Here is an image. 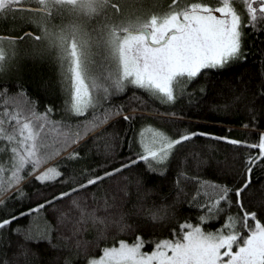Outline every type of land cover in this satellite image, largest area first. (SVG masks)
<instances>
[{"label":"snow or ice","instance_id":"1","mask_svg":"<svg viewBox=\"0 0 264 264\" xmlns=\"http://www.w3.org/2000/svg\"><path fill=\"white\" fill-rule=\"evenodd\" d=\"M94 4L95 0H82L86 9ZM114 7L119 10L120 5ZM261 33L264 0H241L239 5L235 0H192L184 5L171 0L160 15L151 5L140 3L130 10L126 22L101 23L103 40L97 50L88 45L81 48L75 39L65 49L66 37H59L57 63L63 82L59 105L46 101L40 91H31L19 73L0 76V208L5 213L0 218V264H45L41 242L58 252L85 249L89 242L79 235L83 225H73L66 234L64 224L67 218L83 220L89 186L103 185L107 179L114 184L107 189L112 207L123 208L130 185L152 191L175 171L178 149L196 137L230 143L236 151L249 149L239 164L227 170L213 167L210 156L198 157L197 175H184L198 185L189 203L200 211V221L215 220L217 226L207 231L201 223L184 220L170 234L172 238L152 240L151 251H142L147 241L137 235L131 244L120 240L118 246L104 247L87 264H264V222L258 218L264 205L253 210L251 201L245 202L254 167H264V130L248 141L199 129L172 132L144 126L145 111L159 113L158 107L148 109L149 104L175 109L183 99L177 96V84L195 83L206 76L200 87L202 98L217 94L213 78L246 62L245 39ZM26 35L41 39L30 30L17 39ZM4 56L0 49V58ZM11 56L15 58V49ZM225 83L230 86V103H243L248 110L245 125L264 128V80L251 100L242 77L237 80L233 74ZM49 129L57 135L48 136ZM208 174L215 179H202ZM25 182L36 185L26 204ZM17 204L23 207H14ZM92 215L106 223L112 214L96 216L93 211ZM22 217L32 218L29 226L13 228ZM57 235L64 243H53ZM70 257L71 252L64 264H71Z\"/></svg>","mask_w":264,"mask_h":264},{"label":"trees","instance_id":"2","mask_svg":"<svg viewBox=\"0 0 264 264\" xmlns=\"http://www.w3.org/2000/svg\"><path fill=\"white\" fill-rule=\"evenodd\" d=\"M146 1L143 0L141 3L147 4ZM190 2L192 0H178L181 5ZM215 2L217 0H213V3ZM235 3L239 5L241 0H235ZM11 4L20 5V2H8L7 5L0 8V39L6 37L16 39V56L14 59L12 57L8 59V50L4 46L5 43L2 44L6 53L4 57L0 58V76L6 75L9 71L19 73L31 91H40V95L46 101L59 105L63 98V82L59 74L57 55L51 51L47 53L34 52L38 46L32 43L34 39L29 35H26L22 40L17 39L22 33L29 30L38 33V29L33 27L32 23L24 24V19L16 16L18 10H11ZM170 5L171 0H160L156 3V13L158 15L163 14L169 9ZM41 9L40 14L42 17L53 23V27L56 26L61 30L78 26L80 23L83 24L86 28L85 35L91 38L89 46L93 50H97L103 40L100 35L101 23L126 22L129 17V15L121 17L116 13V8L111 7L109 11L103 12L101 16H92L81 22L79 17L76 18L74 10L68 6H63V3H56ZM153 10L155 9L153 8ZM97 30H99L98 34H96ZM245 47L248 49L246 62H238V66L232 68L230 72L213 78L217 84V94L210 92L206 98H202L204 94L200 91V87L206 82V76H201L195 83L177 84L175 91L178 97L183 95V99L179 100L175 109L159 103L149 104L148 109L158 107L159 113L145 111L144 115L147 119L144 126L151 124L154 127H161L172 132L185 128L192 131L199 129L236 139L256 140V134L264 128L254 129L245 125L244 122L248 119V110L243 103L239 105L230 103L232 99L229 94L230 86L225 83L226 78H232L233 74L237 80L242 77L244 81L248 82L249 88L245 95L248 100H251L252 92L258 89L261 81L264 80V33L259 36L249 35L245 39ZM45 85H47V91L43 90ZM220 86H223L222 94L219 93ZM169 111L183 113V115H165ZM160 116L164 118L160 119ZM177 120L180 122L174 124L173 121ZM47 135L55 137L57 131L49 129ZM210 145H215V147H210ZM124 148H127V144L124 145ZM235 149L236 146L227 142L209 140L205 137L194 138L190 143H186L178 149V154L173 160L175 171L158 182L152 191L149 192L143 188L137 189L134 184L130 185L123 208L112 207L111 194L107 189L114 187V184L110 185L107 179H105L103 185L89 186V199L86 202L87 208L83 220L77 222L76 218H67L64 224L66 234L70 232L73 225L79 227L82 224L83 231L79 235L80 238L89 242L87 247L85 249L64 248L58 252L56 249L46 246L45 242H41L42 251L46 253L41 259L45 261V264L48 261H53L55 264H64L65 258H68L69 252H71V264H87L89 259L101 255L104 247L116 246L120 240H125L131 244L135 241L137 235H142L147 241L142 251L148 252L152 250V240L172 238L170 234L178 231L184 220H188L192 224L201 223L204 230L211 231L213 227L217 226L216 221H200V211L194 204L189 203L193 199L198 185H193L190 180H185L184 175L186 174L188 177L197 175L198 157L207 159L210 156L213 167L226 170L229 167H234L239 164L240 156L249 151L246 148H241L239 151ZM92 166L94 167V165ZM176 171H180L182 175L177 177ZM200 171H203V167ZM75 178L74 176L73 179ZM202 179L212 180L215 179V176L208 174L202 176ZM252 181L250 188L245 192V202L251 201L253 210H255V208L264 205V167H254ZM35 188L36 185L34 184L24 183L22 193L25 204L28 197L32 196ZM9 204L11 205V201H9ZM14 207L22 208L23 204H17ZM93 211H95L96 216H103L107 213L112 215L105 223L95 219L92 215ZM235 211L236 209L233 208V212ZM153 213H155V217ZM4 215L3 209L0 208V218H4ZM45 218L52 219L51 217ZM258 218H261L264 222V213H261ZM31 219V217L19 218L13 223L12 227L27 228ZM117 221H120V223H116ZM122 225H128L130 228H124ZM53 243L62 244L64 242L57 235Z\"/></svg>","mask_w":264,"mask_h":264},{"label":"rangeland","instance_id":"3","mask_svg":"<svg viewBox=\"0 0 264 264\" xmlns=\"http://www.w3.org/2000/svg\"><path fill=\"white\" fill-rule=\"evenodd\" d=\"M20 2L21 6L24 7H31L36 6L37 8H42L45 6L50 7L53 4H62L65 7H69L74 10V13H76V18H80L81 22H84L85 20H88L92 16H101L103 12L109 11L111 7H114L115 5H120L119 10H117L116 7V13L120 15L121 17H124L126 15L130 14V10L138 6L141 1L143 0H95V4L92 8H84L82 7V0H0V8L7 5L8 2ZM160 0H147L146 3L148 5H151L155 10H153L155 13L156 11V3ZM145 4V3H144ZM14 5V4H11ZM34 6V7H35ZM80 8V9H79ZM76 11V12H75ZM124 11V12H123ZM41 11H32V10H18L16 12V16H19L24 19L25 23H32V26L38 29V33L41 36V39L34 40L32 42L38 48L34 50L38 52H45L51 51L53 54L57 55V58H59L61 53V44L59 37L61 35H64L66 39L63 42V47L67 49V47L71 46L73 39H75V42L77 45H79L81 48H84L86 45L89 46L91 38L87 37L85 35V27L81 23L78 24V26H72L69 27L66 30H61L57 28L56 26L53 27V23H50L49 21H46L42 15L40 14ZM127 13V14H126ZM157 14V13H156ZM99 30L96 31V34H98ZM33 33V32H32ZM31 36V35H29ZM32 37V36H31ZM8 50V59L11 58V52L13 49H17L16 46V39L14 37H6L0 39V49L4 50L2 44H4ZM6 53V51L4 50ZM37 53V52H36ZM119 245V244H118ZM116 245V246H118ZM100 256V255H99ZM98 256V257H99ZM95 257V258H98ZM94 259V258H92Z\"/></svg>","mask_w":264,"mask_h":264},{"label":"water","instance_id":"4","mask_svg":"<svg viewBox=\"0 0 264 264\" xmlns=\"http://www.w3.org/2000/svg\"><path fill=\"white\" fill-rule=\"evenodd\" d=\"M14 8L15 9H22V10L42 11L41 8H36V7L15 6Z\"/></svg>","mask_w":264,"mask_h":264},{"label":"flooded vegetation","instance_id":"5","mask_svg":"<svg viewBox=\"0 0 264 264\" xmlns=\"http://www.w3.org/2000/svg\"><path fill=\"white\" fill-rule=\"evenodd\" d=\"M15 6H21V5H17V4H16V5H11V6H10L11 10H22V9H15V8H14Z\"/></svg>","mask_w":264,"mask_h":264}]
</instances>
